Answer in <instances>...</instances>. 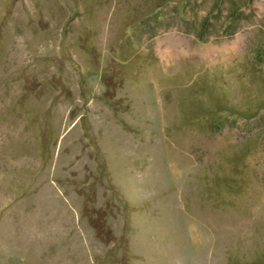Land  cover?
<instances>
[{"label": "rangeland", "instance_id": "rangeland-1", "mask_svg": "<svg viewBox=\"0 0 264 264\" xmlns=\"http://www.w3.org/2000/svg\"><path fill=\"white\" fill-rule=\"evenodd\" d=\"M0 264H264V0H0Z\"/></svg>", "mask_w": 264, "mask_h": 264}]
</instances>
